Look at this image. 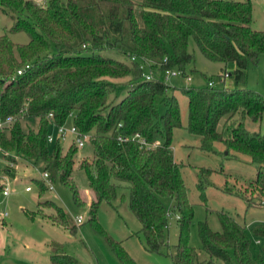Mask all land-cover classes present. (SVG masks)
Segmentation results:
<instances>
[{
  "label": "trees",
  "instance_id": "trees-1",
  "mask_svg": "<svg viewBox=\"0 0 264 264\" xmlns=\"http://www.w3.org/2000/svg\"><path fill=\"white\" fill-rule=\"evenodd\" d=\"M37 1L0 0V10L11 19L9 28L0 34V120L14 118L0 129L4 161L16 164L20 159L31 169L39 163V177L30 178L39 194L49 190L41 178L45 172L51 182L57 179L71 190L75 204H82L70 179L79 147L71 138L63 150V140L55 133L56 126L73 125L80 134H90V157L78 163L93 194L88 221L113 245L124 264L134 263L95 219L101 202L115 207L120 187L126 189V197L122 194L121 198L125 197L140 224L145 250L169 249L164 234L170 210L178 225L177 242L169 253L172 264H211L213 258L221 264H264V222L246 232L232 216L218 212V231L210 230L205 222L197 225L207 261L200 260L188 244L191 207L180 176L181 164L169 150L171 131L181 126L180 113L161 76L167 68L186 75L184 66L193 59L187 50L191 40L204 58L232 63L233 83H241L247 62H255L264 52V32L250 27L249 0ZM20 31L27 42L11 41L8 33ZM107 49L121 57L105 56ZM131 57L149 61V80L141 76L138 62ZM224 72L225 68L217 74L216 84L208 85L209 79L201 86L179 88L187 98L186 129L199 138L202 151L213 152V143L218 142L225 154L231 151L248 157L256 171L246 184L256 193L255 199L235 195L248 207L264 209V134L244 125L246 119L260 121L264 97L249 89L224 87ZM116 88L125 89L117 102ZM26 120L32 125L35 120V127L26 126ZM48 134L51 141L46 139ZM197 188L201 190L202 184ZM33 214L66 226L63 210L48 199L37 201L36 211L26 213L29 218ZM48 264L76 262L52 243Z\"/></svg>",
  "mask_w": 264,
  "mask_h": 264
},
{
  "label": "rangeland",
  "instance_id": "rangeland-1",
  "mask_svg": "<svg viewBox=\"0 0 264 264\" xmlns=\"http://www.w3.org/2000/svg\"><path fill=\"white\" fill-rule=\"evenodd\" d=\"M249 2L251 4L250 27L264 32V0H249ZM10 25L9 15L0 10V34ZM8 36L15 43L27 42L26 34L21 31L8 33ZM187 50L193 57L192 62L184 66L185 74L190 77V80L185 81L182 75H176L168 77L165 81L168 86L166 93L173 94L177 100L181 123L179 128H173L171 131L169 150L173 159L181 164L180 176L185 187L187 202L191 207L187 242L194 247L200 260L207 261V255L201 249L197 234L199 222H205L210 230L218 231L220 227L217 214L223 212L232 216L245 227L247 232L251 227L264 222V209L256 206L248 207L243 199L235 195L238 194L247 199H255L256 196V193L252 192L246 184L247 180L255 176L256 171L247 156L232 154L231 151L225 154L222 144L218 142L213 143V152L199 149V138L186 129L187 98L179 92V88L189 85L201 86L209 79L212 84H216L217 74L225 68L228 75L225 76V72L223 73L224 87L249 89L264 97V52L257 56L255 62H247L243 81L234 85L231 75L234 68L232 63L224 65L204 58L191 40ZM103 53L105 56L116 59L121 57L110 49ZM124 94V88H116L114 92L116 102ZM158 110L162 112L163 107L158 106ZM34 122L32 125L31 121L26 120L25 124L35 127ZM244 125L250 131L259 130L264 134V113L259 122L246 119ZM71 138L69 134L61 142L63 150L70 143ZM90 154L91 145L85 142L76 150L74 157L70 179L82 201V204L77 205L72 200L71 190L57 179L51 182V190H45L39 194L30 178L39 177L41 165L38 163L33 169L29 166L24 169L23 161L16 159V164L6 162L1 157L0 151V179L6 178L8 189L6 196H0V264H48L52 243L58 244L62 252L74 259L76 264H124L113 251V245L110 246L88 221V205L93 194L87 186L85 173L78 167V163L82 158H89ZM6 168L8 176L4 170ZM24 172L25 175H22ZM198 183L202 184L201 190L197 188ZM26 186L29 187L28 190L24 189ZM223 187L232 194L223 192ZM122 194L126 197V189L120 187L117 190V199L113 202L114 208L105 202L98 205L95 215L98 225L113 242L120 245L134 264H172L169 253L172 245L177 242L178 236V225L174 213L168 210V228L164 234L169 249L166 250L163 247L159 253L149 252L144 249L140 224L128 209L125 197L121 198ZM44 199L61 207L66 221L65 227L36 214H33L32 218L26 215L36 211L37 201ZM75 216L81 217L80 223L75 222ZM72 227L74 231L69 230ZM260 242L257 240L256 245ZM211 262V264H221L215 258L211 259Z\"/></svg>",
  "mask_w": 264,
  "mask_h": 264
},
{
  "label": "built area",
  "instance_id": "built-area-1",
  "mask_svg": "<svg viewBox=\"0 0 264 264\" xmlns=\"http://www.w3.org/2000/svg\"><path fill=\"white\" fill-rule=\"evenodd\" d=\"M131 60L137 61L139 64V68L141 69V76L146 79L149 80L151 78V71L149 69V61L142 58V57H131ZM162 61H165V58L162 59ZM24 68H27V65H24ZM21 73V69H17L16 70V74H20ZM176 75H182V72L178 69L175 68H167L164 69L161 72V76H162V80L165 82L166 79L170 76H176ZM225 76L228 75L227 72L224 73ZM182 77L185 79V81H189L190 77L188 75H182ZM208 85H211V82L207 83ZM13 117L12 116H6L4 119L0 120V129H2L3 127L8 126L12 121H13ZM55 133L56 136L59 137V139L64 140L67 136V134H71L74 143L76 144L77 147H81L85 142H87V140L90 137V134L86 133V134H80L76 128L73 125L70 126H64V125H60V126H56L55 127ZM137 137V135H135ZM47 141H51L53 139L51 134L47 135ZM121 140H124L125 138H118ZM138 142L140 144H145L144 140L142 138H137ZM157 142H155L156 144ZM41 178L44 181V183L46 184L47 188L49 190L52 189V183L48 178L47 173L43 172L41 174ZM0 185L3 186L2 191L0 196H6L8 193V189H7V183H6V178L4 177V180L0 179ZM25 190H28L29 187H25ZM5 213V212H4ZM168 215V212H167ZM177 216H175L176 218ZM81 217L80 216H75V222L76 223H80L81 222ZM255 242H257V240H255Z\"/></svg>",
  "mask_w": 264,
  "mask_h": 264
},
{
  "label": "crops",
  "instance_id": "crops-1",
  "mask_svg": "<svg viewBox=\"0 0 264 264\" xmlns=\"http://www.w3.org/2000/svg\"><path fill=\"white\" fill-rule=\"evenodd\" d=\"M2 155V154H1ZM2 157V156H1ZM4 159V158H3ZM20 166V165H19ZM23 167L22 168H24V169H26L27 167H26V165H22ZM22 175H25V172L24 173H22ZM2 243V242H1Z\"/></svg>",
  "mask_w": 264,
  "mask_h": 264
}]
</instances>
